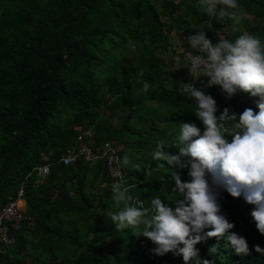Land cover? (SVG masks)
<instances>
[{"label": "trees", "instance_id": "trees-1", "mask_svg": "<svg viewBox=\"0 0 264 264\" xmlns=\"http://www.w3.org/2000/svg\"><path fill=\"white\" fill-rule=\"evenodd\" d=\"M238 3L247 16L243 26L223 30L224 23L230 28L234 22L217 21L201 12L199 0H160L159 8L151 0H0V208L22 188L24 212L33 221L23 223L16 244L3 248L0 264H185L182 255L155 254L156 244L133 233L143 231V224L118 231L110 216L99 212L93 223L75 221L76 215L92 208L91 197L97 195V188H86L87 183L118 181H111L101 162L65 166L59 158L64 149L77 143L75 127L89 128L93 143L108 140L117 146L125 186L134 198L145 207L160 198L175 208V201L184 196L173 192L172 166L164 162L166 167L159 168L163 161L154 159L153 153L157 142L163 141L166 151L179 154L177 147L170 146L181 123H195L203 133L204 126L194 115L195 100L179 93L182 84L192 83L211 95L217 102V117L225 108L237 116L246 108L258 112L259 97L239 92L228 98L220 86L207 87V76L187 80L190 64L176 70L172 59L157 54L158 49H170L165 19L177 18L176 28L182 34L205 31L213 43L219 40L217 33L234 42L245 31L264 42V0ZM178 9L182 15L176 13ZM187 12L193 26L185 19ZM130 42L140 46L139 54L130 51ZM186 51L200 54L187 44L178 56ZM172 55L177 56L174 51ZM145 83L150 85L147 92ZM148 98L157 100L160 113H154ZM163 104L170 107L163 109ZM99 105L105 106L109 117L128 111L134 127L122 128L113 125L118 120L101 119ZM42 153L49 155L51 164L49 173L39 179L35 167L44 163ZM125 155L130 161L127 165ZM61 169L59 178L57 170ZM174 170L182 182L192 181L190 168ZM214 191L221 214L235 225L229 232L244 237L251 254L238 255L226 236L206 237L212 229L205 228L201 235L206 238L195 246L201 264L203 260L264 264V255L255 251L256 245L264 248V235L251 216L254 206L222 187L214 186ZM110 202L101 205H116L114 214L126 206L113 197ZM31 223L40 234L36 242L25 235ZM26 247L31 262L25 260L22 249Z\"/></svg>", "mask_w": 264, "mask_h": 264}, {"label": "clouds", "instance_id": "clouds-1", "mask_svg": "<svg viewBox=\"0 0 264 264\" xmlns=\"http://www.w3.org/2000/svg\"><path fill=\"white\" fill-rule=\"evenodd\" d=\"M200 11L217 21L232 20L236 25L244 19L238 0H199ZM213 43L205 31L189 35L186 40L200 54L189 53L190 74L197 80L209 77L207 87L220 86L228 98L239 92L259 97L258 112L246 108L238 116L229 114L225 108L217 117V102L192 83H183L179 89L182 96L195 100L194 115L204 126L203 133L195 123H181L179 135L170 147H177L179 154L165 150L163 141L157 142L153 157L171 165L176 182L173 192L184 196L175 201V208L166 205L160 198H153L151 206L134 198L125 181L120 178L112 185L113 199L126 202L124 210L111 214L110 219L118 231H134L150 239L157 247V255L172 252L182 255L185 264L195 260L201 264L195 247L206 237H225L240 256H248L251 250L248 241L234 232L235 225L221 214L216 188L226 189L234 198H244L253 205L251 216L258 231L264 235V42L258 36L244 32L235 41L222 38ZM181 57H175V68L180 69ZM150 85L144 84L147 92ZM229 122L231 125L229 126ZM228 137H231L229 140ZM124 164H129L127 155ZM137 171L140 165H134ZM190 168L192 181L184 183L175 168ZM211 178V183L209 182ZM205 228H211L202 236ZM151 229V230H150ZM255 251L264 255V248L255 246ZM202 264H210L203 260Z\"/></svg>", "mask_w": 264, "mask_h": 264}, {"label": "built area", "instance_id": "built-area-1", "mask_svg": "<svg viewBox=\"0 0 264 264\" xmlns=\"http://www.w3.org/2000/svg\"><path fill=\"white\" fill-rule=\"evenodd\" d=\"M185 53L187 56L191 52L186 51ZM75 129L78 130L77 143L62 151L59 162L65 166L72 165L78 161H84L85 163L101 162L111 181H118L120 178L124 180L125 173L120 163L117 146L108 140L95 144L93 143V132L91 129H82L81 127H75ZM41 159L44 163L35 167L39 179H43L49 173L51 164L48 154L42 153ZM22 196L23 190L19 188L16 197L9 199L0 208V252L3 248L17 243L18 233L23 223L26 220H31L18 203Z\"/></svg>", "mask_w": 264, "mask_h": 264}, {"label": "rangeland", "instance_id": "rangeland-1", "mask_svg": "<svg viewBox=\"0 0 264 264\" xmlns=\"http://www.w3.org/2000/svg\"><path fill=\"white\" fill-rule=\"evenodd\" d=\"M153 1V3L155 4V7L159 8L160 7V0H151ZM178 1V0H175ZM179 11V9L176 11V13ZM181 12H178V14ZM182 15V13L180 14ZM185 15V19L188 21V24L190 26H193L194 24V20L192 19V17L189 15V13L187 12ZM245 17H247L246 15H244V19ZM244 19L240 22V24L236 25L235 23H233V26H231L230 28L228 27V25L226 23L223 24V30H235V29H239L243 26L244 24ZM177 18H173V19H168L166 18L165 21L166 23H168L169 27L167 28L170 34V40H169V44H170V49H166V50H157V54L162 56L163 58H170L172 59V61L175 62V57L172 55V52H175V55L178 56L179 53H181V51H183V48L188 44L186 38L189 36L187 34H182V30L176 28L177 25ZM222 36V35H220ZM238 37L234 38L237 39ZM129 49L131 52H133L134 54H139L140 52V46L137 43H132L130 42L129 44ZM184 55L183 56H179L181 57V63L179 65V67H185L187 64H190V61L185 59L186 57V53L183 52ZM173 57V58H172ZM186 79H192V80H196L191 74L190 72L188 74H186ZM146 102L152 106H155L157 104V100L155 98H148L146 100ZM163 109H166L168 107H170V104H163L161 106ZM98 111L101 113L100 118L105 120V121H109L110 119L113 121H116L113 125L114 126H121L122 128L126 127V125L129 128H133L134 127V118L133 117H128V111H125L119 115H116L114 117H109L108 115V111H105V106L104 105H99L98 106ZM160 107L155 106V114L160 113ZM101 135H104V132H101ZM131 141H133V143H136V139L134 137L130 138ZM138 163H142L141 159H137ZM63 175V169L61 170H57V176L60 178ZM92 177V175L90 174L89 176H86V178L84 180H86V182H88V180H90V178ZM89 178V179H87ZM85 182V184H86ZM88 184V183H87ZM86 184V188L91 187L92 189L94 187L97 188V195H94L91 197L92 200V208L85 213H81L76 215L73 219L75 221H86L89 223H93L94 221V217L95 215L99 212L100 214H102L104 217H109L111 214H114L115 210H116V205H110L109 208H104L101 204L102 202H106L108 201L109 204H111V198L113 196H111L112 194V182H102L99 183V180L96 179L95 181H91V183H89L88 185ZM95 185V186H94ZM72 193V190H71ZM23 199V198H22ZM117 202V201H116ZM22 209L26 210L27 209V205L26 202H24V205L22 204V202L20 203ZM31 222L32 219H31ZM34 223H31L29 225V228L27 229V231L25 232V235L27 236V238H30V240L32 239L33 242H36L38 240V238L40 237V234L34 232ZM27 250V251H26ZM23 254L25 256V260L27 262H31V255L29 253V247H26L25 249H22ZM35 264H37V262H35Z\"/></svg>", "mask_w": 264, "mask_h": 264}, {"label": "crops", "instance_id": "crops-1", "mask_svg": "<svg viewBox=\"0 0 264 264\" xmlns=\"http://www.w3.org/2000/svg\"><path fill=\"white\" fill-rule=\"evenodd\" d=\"M19 202H20V203L22 202V204L24 205L25 200H24V199H20Z\"/></svg>", "mask_w": 264, "mask_h": 264}, {"label": "bare ground", "instance_id": "bare-ground-1", "mask_svg": "<svg viewBox=\"0 0 264 264\" xmlns=\"http://www.w3.org/2000/svg\"><path fill=\"white\" fill-rule=\"evenodd\" d=\"M20 201V200H19ZM18 201V203L20 204V202Z\"/></svg>", "mask_w": 264, "mask_h": 264}]
</instances>
